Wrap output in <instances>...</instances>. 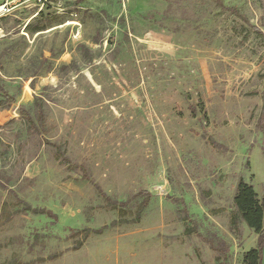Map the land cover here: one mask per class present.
<instances>
[{"label":"rangeland","instance_id":"obj_1","mask_svg":"<svg viewBox=\"0 0 264 264\" xmlns=\"http://www.w3.org/2000/svg\"><path fill=\"white\" fill-rule=\"evenodd\" d=\"M222 1L247 21L211 0H49L0 19L15 97L0 108V264L243 263L257 233L229 219L241 179L264 193V35L251 25L264 26L257 0ZM36 98L40 134L19 114L35 116ZM141 190L138 218L106 207Z\"/></svg>","mask_w":264,"mask_h":264},{"label":"trees","instance_id":"obj_2","mask_svg":"<svg viewBox=\"0 0 264 264\" xmlns=\"http://www.w3.org/2000/svg\"><path fill=\"white\" fill-rule=\"evenodd\" d=\"M211 1L222 10H226L229 11L230 13H233L234 15L244 20V22L247 21V19L239 12V10L236 7L226 6L224 5L222 0H211ZM257 3L260 8L261 22L264 26V0H257ZM1 18L2 17H0V19ZM28 26L29 24L26 26V28ZM251 27L254 29L256 33L264 35V31H261L260 29H258L253 25H251ZM260 98L262 104H261V111L257 118V123H258L257 126L263 133V137H264V83H263V89L260 94ZM14 101H15L14 95L10 94L0 82V108L10 105ZM34 106L36 110L35 116H33L30 113L29 109L25 107L19 108V114L26 122L27 128L30 131L40 134L43 133L45 129L44 126L45 113L43 108V100L40 98H36L34 100ZM46 143L51 148H54L55 157L57 159H60L61 161L67 163L68 165H72L73 167L79 168L82 175L85 178L89 177V175L87 174V170L83 166L78 164H71L70 159L67 156H65V150L62 149L60 144L55 142H49V140H47ZM211 143L214 144V142ZM215 145H217L218 147H223L219 144H214V146ZM94 188L95 190L97 189V191L102 195H105L102 192L100 186L95 185ZM9 191L11 194H13L14 197H16L17 203L22 204L25 207V209L31 210L34 213L39 212V213H46L48 215H52V212H50V210H44L41 208L32 207L26 202H24L22 199L18 198L16 194L12 192V190ZM137 197H141L142 200L140 202H137L136 201ZM148 200H149V193L146 190H141L137 192L136 195L132 196L131 198L125 201L118 202L115 199L107 200L106 207L110 209H117L119 215L122 218L127 214V210L132 208L134 210L133 214L135 215V218H138L139 212L141 211L142 207L147 204ZM5 206L6 204L3 203L2 208ZM136 211L138 212V215L135 214ZM241 223L246 224L250 229H252L258 235L256 247L250 249L244 254L242 264H260L261 248L264 242V193L261 196H259L254 190L252 184L247 183L242 179L238 182L234 195L232 197V210L230 212V219H229L230 228L234 232L239 231V227ZM220 241H221L220 248L217 251L218 260H222L225 258V250H226L225 243L223 242V240Z\"/></svg>","mask_w":264,"mask_h":264},{"label":"built area","instance_id":"obj_3","mask_svg":"<svg viewBox=\"0 0 264 264\" xmlns=\"http://www.w3.org/2000/svg\"><path fill=\"white\" fill-rule=\"evenodd\" d=\"M48 0H5L0 4V17L6 16L9 14L15 7L21 4H33L34 6L39 7L40 9L44 7L45 3Z\"/></svg>","mask_w":264,"mask_h":264},{"label":"crops","instance_id":"obj_4","mask_svg":"<svg viewBox=\"0 0 264 264\" xmlns=\"http://www.w3.org/2000/svg\"><path fill=\"white\" fill-rule=\"evenodd\" d=\"M258 238V235H257ZM260 264H264V242H263V246L261 248V259H260Z\"/></svg>","mask_w":264,"mask_h":264}]
</instances>
